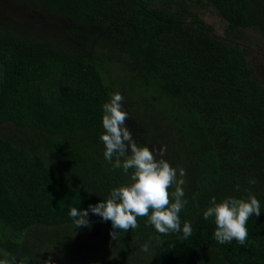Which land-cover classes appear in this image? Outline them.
<instances>
[{"label":"trees","instance_id":"trees-1","mask_svg":"<svg viewBox=\"0 0 264 264\" xmlns=\"http://www.w3.org/2000/svg\"><path fill=\"white\" fill-rule=\"evenodd\" d=\"M13 1L33 17L0 20V128L20 133L18 142L0 137V259L7 252L16 264H41L51 243L77 231L110 236L111 221L89 212L90 226L77 228L69 216L129 183L131 170H111L100 139L102 106L116 93L110 67L130 109L158 127L137 144L165 146L162 158L185 169L179 216L192 225L184 239L138 217V228L117 230L119 255L137 260L127 251L139 238L150 246L140 264H264V90L248 78L246 51L215 37L185 1ZM205 1L226 32L255 28L264 37V0ZM60 22L57 39L46 23ZM249 192L261 214L248 220L247 240L217 242L214 218H203L211 198Z\"/></svg>","mask_w":264,"mask_h":264},{"label":"clouds","instance_id":"clouds-1","mask_svg":"<svg viewBox=\"0 0 264 264\" xmlns=\"http://www.w3.org/2000/svg\"><path fill=\"white\" fill-rule=\"evenodd\" d=\"M124 97L119 92L113 93L109 102L102 106V125L105 130L100 139L105 145L104 159L111 165V170L122 169L125 174H131L129 183L113 188L110 195L95 205H89L87 210L72 207L69 216L77 228L89 227V212L111 221L110 236L115 239L117 230L127 232L139 227L137 218L147 217V223L160 233H181L187 239L192 234L190 221L181 226L179 213L187 205L183 177V168H173L162 157L165 149L150 150L148 146H140L126 125L129 118L123 109ZM157 156L161 157L157 159ZM179 172V177L177 175ZM249 180V184H255ZM174 187V191L171 190ZM239 191L240 186L236 185ZM247 191V190H246ZM255 214H261L260 202L249 192L247 198L227 197L217 203L216 197L210 200V206L203 212V218H214L216 229L214 238L221 244L233 240L243 245L248 238L247 222ZM142 251L149 250L148 244L142 246ZM0 264H16V257L4 252ZM28 257L19 264H28ZM41 264H54L52 257L41 261Z\"/></svg>","mask_w":264,"mask_h":264},{"label":"rangeland","instance_id":"rangeland-1","mask_svg":"<svg viewBox=\"0 0 264 264\" xmlns=\"http://www.w3.org/2000/svg\"><path fill=\"white\" fill-rule=\"evenodd\" d=\"M185 1L189 5L190 12L198 15L206 24L212 26V34L220 39L226 40L230 45H234L246 51L248 66V78L253 80L256 85L264 90V37L260 34L258 29L250 28L239 30L238 32H226L227 22L222 19L218 14L217 10L210 5L205 0H177V2ZM198 1V4H197ZM25 6H17L16 2L13 0H0V20L5 18L11 19V21H23L27 22L33 17L32 12L25 11ZM24 15V17H22ZM48 25L47 30L49 32H57V39L62 36L64 31V24L46 23ZM57 27V29H56ZM65 42L66 39H63ZM110 69V81L114 83V87L122 88L123 82L119 78V74L113 72ZM122 94L123 90H116ZM128 97V95H127ZM126 96H124L123 109L128 113V119L126 120L127 127L131 130L134 139L138 143L141 141L143 144V139L146 137H154L153 135H158L157 128L153 123L149 122L147 118L142 113L133 112L130 109L131 101ZM20 136L19 131H17L12 126H6V128H0V137H5L11 142H18L16 137ZM28 136H33L32 133H28ZM163 146L162 148H164ZM150 150H159L161 147L149 148ZM51 166L54 167L56 171H61L60 164L57 162H52ZM63 172L66 169H62ZM178 170V169H177ZM179 177V172L177 173ZM130 177V175L128 176ZM185 180V177H183ZM130 182V181H129ZM175 186H173L174 189ZM187 189H192V186L186 187ZM132 241V240H131ZM127 251V253L132 252L135 261L126 260V258L119 255L118 246L115 239L111 236L105 237L103 233L97 231H77L73 237L69 240L51 243L48 246L47 254L50 253L52 258L57 259V264H99L100 261L113 262L112 264H140L142 261L147 260L149 250L147 252L142 251V246L146 244L144 240L136 238L133 239V243ZM149 246V245H148ZM150 249V246H149ZM138 255L137 257H135ZM131 258V256H130ZM67 259V260H66ZM68 261V262H66ZM103 264H106L103 263Z\"/></svg>","mask_w":264,"mask_h":264}]
</instances>
